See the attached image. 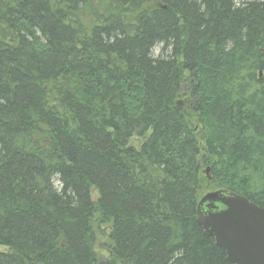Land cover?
<instances>
[{
	"label": "trees",
	"instance_id": "trees-1",
	"mask_svg": "<svg viewBox=\"0 0 264 264\" xmlns=\"http://www.w3.org/2000/svg\"><path fill=\"white\" fill-rule=\"evenodd\" d=\"M221 190L264 208V0H0V264H230Z\"/></svg>",
	"mask_w": 264,
	"mask_h": 264
},
{
	"label": "water",
	"instance_id": "water-1",
	"mask_svg": "<svg viewBox=\"0 0 264 264\" xmlns=\"http://www.w3.org/2000/svg\"><path fill=\"white\" fill-rule=\"evenodd\" d=\"M196 221L230 264H264V208L234 193L215 191L200 198Z\"/></svg>",
	"mask_w": 264,
	"mask_h": 264
},
{
	"label": "rangeland",
	"instance_id": "rangeland-1",
	"mask_svg": "<svg viewBox=\"0 0 264 264\" xmlns=\"http://www.w3.org/2000/svg\"><path fill=\"white\" fill-rule=\"evenodd\" d=\"M243 1H246V0H235V2H239V3H242ZM156 54H157V51H156ZM193 123L195 124V121H193ZM141 143H142L141 139H138V138L134 137V138H132L130 140L128 145L129 146H133L136 149H139ZM207 174L208 173H206V175ZM94 231L96 233V245H95V248H96L97 257L99 259H107L108 253L105 250V243L107 242V236L105 235L106 230L105 231H101V230L97 229L96 226L94 225ZM0 250H4V248H0Z\"/></svg>",
	"mask_w": 264,
	"mask_h": 264
}]
</instances>
